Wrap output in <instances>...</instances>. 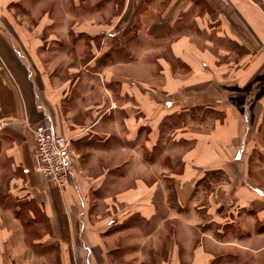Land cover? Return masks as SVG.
Masks as SVG:
<instances>
[{
  "label": "crops",
  "instance_id": "crops-1",
  "mask_svg": "<svg viewBox=\"0 0 264 264\" xmlns=\"http://www.w3.org/2000/svg\"><path fill=\"white\" fill-rule=\"evenodd\" d=\"M0 264H264V0H0Z\"/></svg>",
  "mask_w": 264,
  "mask_h": 264
},
{
  "label": "built area",
  "instance_id": "built-area-1",
  "mask_svg": "<svg viewBox=\"0 0 264 264\" xmlns=\"http://www.w3.org/2000/svg\"><path fill=\"white\" fill-rule=\"evenodd\" d=\"M34 169L53 185L63 188L74 176L76 156L72 138L56 133L51 123L34 129Z\"/></svg>",
  "mask_w": 264,
  "mask_h": 264
},
{
  "label": "rangeland",
  "instance_id": "rangeland-1",
  "mask_svg": "<svg viewBox=\"0 0 264 264\" xmlns=\"http://www.w3.org/2000/svg\"><path fill=\"white\" fill-rule=\"evenodd\" d=\"M159 69H153V73H154V77L156 76V75H158V73H159ZM73 148V147H72ZM160 152H161V148L160 147H157L156 149L154 148V151H153V154L155 155V156H160ZM77 159V158H76ZM77 164V163H76ZM97 172H93L92 174H96Z\"/></svg>",
  "mask_w": 264,
  "mask_h": 264
}]
</instances>
